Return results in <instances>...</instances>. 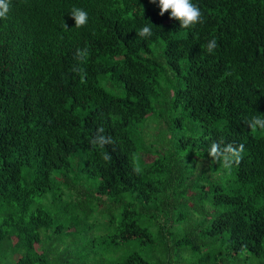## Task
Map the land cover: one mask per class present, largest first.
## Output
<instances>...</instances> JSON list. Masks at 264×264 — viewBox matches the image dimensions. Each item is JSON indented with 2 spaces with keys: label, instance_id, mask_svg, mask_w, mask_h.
Segmentation results:
<instances>
[{
  "label": "trees",
  "instance_id": "trees-1",
  "mask_svg": "<svg viewBox=\"0 0 264 264\" xmlns=\"http://www.w3.org/2000/svg\"><path fill=\"white\" fill-rule=\"evenodd\" d=\"M191 2L182 29L149 0H12L0 264H264V130L244 123L264 115V0ZM213 142L241 162L211 163Z\"/></svg>",
  "mask_w": 264,
  "mask_h": 264
},
{
  "label": "clouds",
  "instance_id": "clouds-1",
  "mask_svg": "<svg viewBox=\"0 0 264 264\" xmlns=\"http://www.w3.org/2000/svg\"><path fill=\"white\" fill-rule=\"evenodd\" d=\"M149 3L156 5L159 9L158 15L163 16L165 13L169 14V19L179 22L180 28L190 29L197 23H202V13L200 9L191 2V0H149ZM12 0H0V19H7L11 10ZM71 19L74 20V27L80 28L84 26L88 21V13L80 8L74 7L69 13ZM64 27L67 28L66 23ZM140 37L151 36V29L147 26L143 27L138 33ZM217 47L216 39H212L207 42L205 51L209 54ZM88 49H77L74 54V59L83 63L88 57ZM72 72L81 75L83 82V69L79 65L72 67ZM231 75V72H226L225 76ZM250 130L255 132L257 129L264 130V115H257L250 120L244 121ZM103 129H98L97 135L91 141L92 144L103 147L104 145L113 143L111 137L102 135ZM222 145V142H213L208 150V156L211 158V163L222 161L225 169H230L233 164L238 165L242 160V154L244 152V145L240 144L235 146L231 143ZM105 161L110 160L108 154H104L102 157ZM137 174L140 173V168H134L133 170Z\"/></svg>",
  "mask_w": 264,
  "mask_h": 264
},
{
  "label": "bare ground",
  "instance_id": "bare-ground-1",
  "mask_svg": "<svg viewBox=\"0 0 264 264\" xmlns=\"http://www.w3.org/2000/svg\"><path fill=\"white\" fill-rule=\"evenodd\" d=\"M2 48V47H1Z\"/></svg>",
  "mask_w": 264,
  "mask_h": 264
}]
</instances>
